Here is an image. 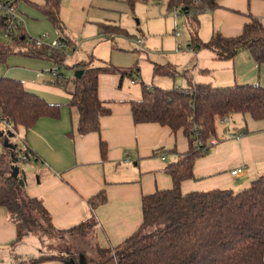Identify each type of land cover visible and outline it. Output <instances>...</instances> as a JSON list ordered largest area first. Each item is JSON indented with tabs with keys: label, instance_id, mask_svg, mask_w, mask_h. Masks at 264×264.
<instances>
[{
	"label": "crops",
	"instance_id": "crops-1",
	"mask_svg": "<svg viewBox=\"0 0 264 264\" xmlns=\"http://www.w3.org/2000/svg\"><path fill=\"white\" fill-rule=\"evenodd\" d=\"M29 1L36 4L46 2ZM219 3L220 7L199 16L198 35L203 42L209 41L208 38L217 32L226 37L239 35L250 16L258 17L264 23V0H220ZM135 6L131 7L127 0H62L60 17L66 25L67 38L74 46L72 54L83 47L86 48L84 54L101 49L102 59L109 57L111 64L124 65L115 50L118 49L115 43L117 34L104 35L100 33L99 25L120 26L123 14H136ZM17 9L29 36L47 35L49 40L59 39L50 21L28 2H21ZM202 27H210L211 36H203ZM176 37L180 41L181 34ZM16 56L8 59L6 67L0 65V77L5 75L20 80L27 90L62 105L59 118L42 117L31 129H20L15 142L8 137L7 142L13 150L15 145L19 149L30 148L37 159L31 161L30 168L35 165L37 168L36 172L30 170L27 175V194L43 202L57 230H67L94 218L96 225L86 235L90 240L88 247L94 255L97 254V245L112 249L122 244L138 231L143 222V197L172 187L173 181L166 167L189 150L187 136L183 130L173 132L158 123L135 124L131 103L141 98L142 90L138 93L134 88L125 87V75L118 72H102L98 77L99 97L111 109V114L102 118L100 132L80 135L76 132L77 109L68 106L70 91H66V95L58 93L55 90L57 85L46 77L47 74L58 77L54 74L57 68L53 63ZM181 56L182 62L175 66V74L180 75L179 70L183 73L179 87L187 86V77H192L194 82L215 86L259 83L264 87V64L258 65L248 51L231 60H222L210 49L189 46L187 53L181 52ZM111 64L107 62L102 67ZM58 72L62 74L60 69ZM248 120L246 115L232 116L223 124L224 129H233L234 134L243 135L238 141L222 143L214 153L197 158L194 177L183 181V192L242 189L264 175V144L256 146L253 139L249 141L253 135H247ZM251 124L256 126L254 121ZM258 129L262 131L264 127ZM3 135L7 139L9 133L0 121V138ZM102 141L107 145L106 157L101 152ZM3 151L4 146L2 148L0 143V154ZM126 156L130 157L129 161ZM238 169H242L241 173L233 175L232 171ZM103 189L107 193V202L91 210L88 200ZM59 235L68 243L79 239L67 233ZM16 237V224L6 209L0 207V264H21L43 254L44 249L40 247L42 236L29 233L20 241H16ZM82 242L86 243V239ZM40 264L61 263L47 261Z\"/></svg>",
	"mask_w": 264,
	"mask_h": 264
},
{
	"label": "trees",
	"instance_id": "trees-1",
	"mask_svg": "<svg viewBox=\"0 0 264 264\" xmlns=\"http://www.w3.org/2000/svg\"><path fill=\"white\" fill-rule=\"evenodd\" d=\"M0 10V64H7L11 56L46 60L59 69L66 65L68 55L73 52V43L67 38L66 25L60 17L62 0H46L45 4L29 0H1ZM131 7L137 2L148 0H127ZM169 10L185 14L190 27L189 46L203 47L215 52L222 60H231L241 52H250L258 65L264 64V23L258 17L250 16L242 32L234 37L216 33L209 42H203L198 35L200 14L220 7V0H163ZM21 2H28L43 14L66 44L63 49L49 45H37L29 36L23 24L7 31L9 15L7 7L18 11ZM100 33L122 34L119 25L100 23ZM7 40V41H4ZM93 59L75 63V70L83 73L77 78H63L60 74L53 83L66 86L73 83L68 106L77 109L79 118L76 132L80 135L100 132L101 120L111 114V109L100 99L98 77L102 72H118L135 80L139 69L115 66L94 67ZM176 69L167 65H154L155 75H175ZM188 74V72H187ZM186 74V76H187ZM186 87L163 88L148 86L142 82V95L132 101V117L135 124L158 123L173 132L183 130L189 141V150L177 161L167 165L172 187L158 190L143 197V222L136 233L114 248L96 246L98 257L113 256V264H264V175L251 182L248 188L235 193L231 188H216L207 191L183 193L184 180L194 177L196 160L206 154L209 141L218 137L220 120L235 114L249 115L264 120V87L259 83H245L228 86H214L211 83L194 82L187 77ZM62 105L50 103L41 95L27 90L22 81L0 77V115L11 121L15 134L20 129L29 130L42 117L59 118ZM197 126V131L195 127ZM13 134V133H12ZM6 135L0 138L4 153L0 154V207L6 209L17 227L16 241L29 233H70L75 236L88 235L96 225L94 218L67 230H57L43 202L27 194L18 177L5 162L9 152L10 162L22 160L23 155H33L30 148L16 152L6 149ZM101 152L106 157L107 145L101 142ZM163 152V150L161 151ZM107 202L106 191L100 190L88 200L91 210ZM46 225V232L42 228ZM44 231V232H42ZM40 235V236H41ZM56 261L61 264L73 262L71 252L60 255L42 254L21 264H40Z\"/></svg>",
	"mask_w": 264,
	"mask_h": 264
},
{
	"label": "rangeland",
	"instance_id": "rangeland-1",
	"mask_svg": "<svg viewBox=\"0 0 264 264\" xmlns=\"http://www.w3.org/2000/svg\"><path fill=\"white\" fill-rule=\"evenodd\" d=\"M135 5V15L123 14L122 21L119 24L120 27L124 29V33L117 34L115 39V43L118 46V49L115 50L119 52L118 57L120 58L118 60L123 62L122 64L124 65L120 66L114 63L111 64L109 62L110 59H108L109 57H107V61L102 59V57L100 56L101 49H98L94 53L92 51H89V53L84 54L86 48L83 47L82 49H77V51H75L73 54L72 52H70L66 62L67 66H64L60 69L62 73V76H60L61 80H64L65 78L71 80V78L75 77V73L77 71L73 68V65L79 61L89 60L90 58H92V66L94 67H102L108 62L109 64L115 67L139 69L140 74H134L136 77L134 83L132 82V79L129 77V75L125 74L124 77V86L134 88L135 91H137L138 93L142 90V82H144L147 86H152L154 84L163 88H172L173 86L180 85L179 81L183 78V76L181 75L183 74L182 71L179 70L180 75L175 74V77L173 78L172 76L155 75L153 73V68L155 64L162 65L160 64V62H163L173 64V67L176 69L175 66H177L179 62H182V56L181 52L178 50V44L181 45L183 49L188 50V41L190 40V27L188 25V21L185 14L181 12L174 13L173 10H169L167 4L163 0L161 2L154 0L141 1L137 2ZM175 19H177V23L175 22ZM22 28L25 29V26H23ZM202 32L203 36L205 37L211 36L210 27H202ZM176 34H181L180 41L179 37L177 41ZM32 37L36 38L38 36ZM137 39H142L144 45L141 46L137 44ZM208 40L210 41L211 39L208 38ZM47 43L49 42L47 41ZM16 57L21 58L22 56L17 55ZM0 65H5L3 67H6V65H8V61L7 64ZM166 65L167 64L162 66L166 67ZM46 77H48V80H55V77L53 78L50 74H47ZM70 80L65 87L57 85L55 90H57L58 93L66 95V91L69 92L73 88V83ZM48 102L51 103V101ZM239 115L243 114H235L233 116L239 117ZM246 116L249 119V125L247 128V130L249 131H247V135H253L252 138H248L249 141L251 142L250 139H253V145L256 146L264 144V130L260 131L258 129L264 127V120H256L247 114ZM251 121H254L256 123V126L251 124ZM217 132L218 137L220 139L219 144H209V149L207 150L206 154H204L203 156H199L198 158L206 157L208 153L215 151V148L222 143H226L228 141H238L236 138H233V129L229 130L228 134L226 133L223 124L218 125ZM8 133L10 134L7 136L5 145L8 144V137L11 138L13 142L16 141L17 135L14 133L12 134V132L10 131H8ZM18 142L20 144V141ZM6 149L9 150L12 148L8 146ZM14 152H16V150H14ZM215 156L216 155H213V157ZM9 160L10 155L7 151L5 152V162L11 163L10 169L13 171L14 174L17 175L16 177H18L20 184L26 188L27 192V175L30 170L36 172V165L33 168H30V166L33 165L31 161L24 162L17 161L16 159L10 162ZM250 185L251 182L247 183V185L243 188H248ZM243 188H236L232 190L235 193H238L243 190ZM45 227L46 225L44 224L42 228L46 232L47 230ZM67 235L75 236L70 233H68ZM41 236L42 244L40 245V247L44 249L43 254L46 253L47 255H60L62 252L65 254L66 251H71L73 256V262L70 264H113V256L108 255L105 258H100L97 254L94 255L93 253H91V249L88 247L87 244L90 241L88 236H86L85 238L75 236L79 239L71 243L66 242V239H63L61 235L56 232H51L50 234L44 233ZM83 239H86V243L82 242ZM91 248L93 249V247Z\"/></svg>",
	"mask_w": 264,
	"mask_h": 264
},
{
	"label": "built area",
	"instance_id": "built-area-1",
	"mask_svg": "<svg viewBox=\"0 0 264 264\" xmlns=\"http://www.w3.org/2000/svg\"><path fill=\"white\" fill-rule=\"evenodd\" d=\"M4 7L2 1L0 0V10H2ZM7 13L9 15V22H8V27H7V31L5 32V37L8 36L9 32L10 31H13L17 28L18 25H20L21 23H23V18L20 16V14L17 12V10L13 7V6H9L7 7ZM178 35V34H176ZM32 39L36 42L37 45H49L50 47H53V48H57V49H63L66 47V44L61 41L60 39H53V40H49L48 39V36L47 35H42V36H38L36 38L32 37ZM47 41L49 43H47ZM136 42L140 45H143L144 42L142 39H137ZM178 50L180 52H182L183 54L187 53L188 50H185L182 48L181 45L178 44ZM190 50H193L194 49H190ZM55 75L59 76V72L58 70L54 72ZM132 82L134 83L135 80H132ZM148 88H151V86H148ZM229 118L225 117L223 119L220 120V123L221 124H224L228 121ZM0 121L5 125V127L7 128L8 131L12 132L15 134L13 128H12V124H11V121H7L5 120L1 115H0ZM195 130L197 131V126L195 127ZM226 130V133L229 134V129H225ZM243 134L242 133H237V134H233V138H236V139H240V137L242 136ZM218 143V139L216 138H213L209 141V144L211 145H216ZM29 158H32L34 159V156L33 155H23L22 156V160H28ZM130 160V157L129 156H126V161H129ZM242 169H238V170H234L232 171V174L233 175H236L238 173H241Z\"/></svg>",
	"mask_w": 264,
	"mask_h": 264
},
{
	"label": "water",
	"instance_id": "water-1",
	"mask_svg": "<svg viewBox=\"0 0 264 264\" xmlns=\"http://www.w3.org/2000/svg\"><path fill=\"white\" fill-rule=\"evenodd\" d=\"M83 73V71L82 70H77L76 71V73H75V77H79L81 74ZM10 134V133H9ZM10 147V148H12L13 149V147L11 146V145H9V144H6V147ZM15 176H17L16 174H14Z\"/></svg>",
	"mask_w": 264,
	"mask_h": 264
}]
</instances>
